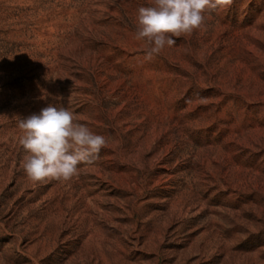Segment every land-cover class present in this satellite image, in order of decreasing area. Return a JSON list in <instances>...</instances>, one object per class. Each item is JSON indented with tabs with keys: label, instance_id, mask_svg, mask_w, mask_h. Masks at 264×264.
I'll list each match as a JSON object with an SVG mask.
<instances>
[{
	"label": "rangeland",
	"instance_id": "374dc122",
	"mask_svg": "<svg viewBox=\"0 0 264 264\" xmlns=\"http://www.w3.org/2000/svg\"><path fill=\"white\" fill-rule=\"evenodd\" d=\"M148 3L0 0V264H264V0L150 61ZM54 103L107 147L33 183L18 122Z\"/></svg>",
	"mask_w": 264,
	"mask_h": 264
},
{
	"label": "clouds",
	"instance_id": "9594fccd",
	"mask_svg": "<svg viewBox=\"0 0 264 264\" xmlns=\"http://www.w3.org/2000/svg\"><path fill=\"white\" fill-rule=\"evenodd\" d=\"M233 0H149L135 16V39L145 42V60H152L174 37L206 30L208 10L231 5ZM59 101L62 97H56ZM18 143L24 150L21 167L33 182L69 181L79 175L81 163H92L107 147L94 132L62 103L48 104L39 113L19 119Z\"/></svg>",
	"mask_w": 264,
	"mask_h": 264
}]
</instances>
